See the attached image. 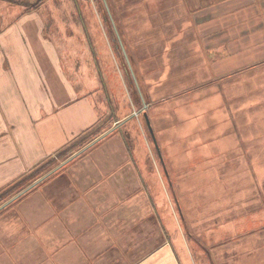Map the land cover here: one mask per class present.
<instances>
[{"label": "rangeland", "instance_id": "374dc122", "mask_svg": "<svg viewBox=\"0 0 264 264\" xmlns=\"http://www.w3.org/2000/svg\"><path fill=\"white\" fill-rule=\"evenodd\" d=\"M14 1L27 4L29 12L40 8L46 20V35L57 42L66 74L78 90L85 93L81 96L91 102L99 123L93 132L78 136L71 147L49 157L26 176L1 188L0 208L47 175L49 177L24 194H33L42 186L40 193L54 194L51 180L64 172L62 168H66L63 167L65 164H87L83 173L74 172L76 179L83 174L89 181H95L90 183L86 193L91 190L94 193H110L105 181L101 187L99 181L102 179L125 180V187H120L118 193L127 197L125 209L138 210L131 207L129 191L135 190L140 199L141 224L136 223V226L153 229V215H157L158 234L147 240L143 233V245L170 242L181 264L264 263V255L258 251L262 249L258 243L261 242L260 236L247 233L248 229L259 232L261 230L253 228L264 227L261 197H255L258 193L255 172L259 178L264 177V155L248 154L253 144L243 148L240 143L238 148H234V144L230 146L228 137L214 138L213 135L224 131L223 136H229L233 128L239 127L243 131H239L242 135L239 141H247L244 123L237 125L236 121L230 122L228 114H224L221 108V96L213 90L214 87H209L213 83L220 84L216 87H221L223 93L232 87V94L243 97L237 102L244 103V107L246 97L251 101L256 95L259 102L264 97V58L248 59L238 66L237 72L233 70L222 76H208L204 85L197 81L203 72H210L209 67L215 59L211 50L218 44L206 46L202 41L204 51L200 48L196 54L193 47L196 48L197 44L192 38L202 39L204 28L198 27L195 18L222 19L214 25L228 21L230 14L221 11L222 7L209 10L215 6L213 4L226 0H0V4ZM196 14L200 15L197 17ZM224 14L228 16L226 19H223ZM204 21L199 22L200 25ZM153 24L155 26H151ZM181 24V31L190 34L189 41L180 45L166 41V35L178 32ZM236 24L231 29L226 28L230 29L228 34L233 30L240 32L242 27L238 26V22ZM120 40L128 58H131L129 61L137 83L130 74L129 77L135 84L128 78V62L118 47ZM238 40L233 45L241 42V38ZM198 44L201 45L200 42ZM178 45L180 50L175 52ZM220 45L222 50H227L229 46L227 43ZM144 47L149 55L159 59L158 62H150L152 70L174 69L168 70L169 73L174 72L173 83L162 82V86L167 85V88H162L160 97L168 92L178 93L174 97L187 93L180 103H186L182 109L187 106L195 109V113L191 114L195 117L188 116L183 120L159 114L156 117V111L166 110L167 101L162 102L164 105L160 102L156 111L154 107L153 110H143V101L139 103L137 94L138 86L142 94L141 83L134 69L136 63L138 66L146 58ZM196 67L201 70H192ZM181 70L182 75L189 73V81L176 79V73ZM193 82H199L200 86L195 87L198 83ZM187 83L189 88L179 92L181 90L177 88ZM151 100L154 102V99ZM258 109L254 108V111ZM236 110L239 111V107ZM254 111H249L247 115H259ZM145 114L149 116L151 128L147 125ZM131 118L134 120L126 123ZM255 120L263 121L264 115ZM153 131L158 150L152 138ZM113 174L116 176L113 177ZM140 180L141 187L138 186ZM18 199L13 203H18L21 197ZM15 204L10 203L0 209V229L4 228L3 222L8 219L4 212H14ZM244 242L246 245L239 247ZM244 250L250 251L251 255L245 254ZM8 263L5 254L0 253V264Z\"/></svg>", "mask_w": 264, "mask_h": 264}, {"label": "crops", "instance_id": "0c3cea01", "mask_svg": "<svg viewBox=\"0 0 264 264\" xmlns=\"http://www.w3.org/2000/svg\"><path fill=\"white\" fill-rule=\"evenodd\" d=\"M213 5L215 6L209 10H219L222 7L221 11H228L230 17L220 25L213 23L222 19L210 21L211 18L207 19L205 16L195 18L198 27L204 28L201 32L202 39L192 38L193 43L199 46L198 50L197 46L193 47L196 54L200 52V48L204 51L203 42L206 46L218 44L211 50L215 59L209 67L210 72H203L202 77L197 79L202 82L200 85L205 84L208 76H222L233 70L237 72L238 66L245 64L248 59L264 58V0H226L224 3L220 1ZM28 8L30 7L27 4L15 1L0 4V189L64 150L78 136L93 132L99 123L91 102L81 96L85 93L80 92L66 74L57 42L46 35V20L42 17L40 8L32 9V12H29ZM198 15L200 14H196L197 17ZM223 17L226 19L228 16L224 14ZM202 20L205 21L200 25ZM236 22L242 29L240 32L233 30L228 34ZM182 24L178 32L166 35V41H174L179 45L189 41L190 34L181 31ZM238 38H241V42L233 45L239 42ZM220 43L229 44L227 50H222ZM179 45L175 52L180 50ZM118 47L121 48L120 42ZM144 51L146 58L138 66L135 61L134 70L141 83L143 97L140 98L143 102H148H145L147 108L154 107L156 111L158 104L167 101L166 110L156 111V117L158 114L182 120L188 116L195 117V114L191 115L195 113V109L190 106L182 109L186 103L182 104L180 101L187 97V93L184 94L186 96L174 97L178 93L168 92L160 97L162 88H167V85L162 86L163 83H173L174 72L169 73L170 68L167 71L164 68L152 70L150 62H158L159 59L149 55L146 47ZM190 51L192 52V48ZM126 70L130 78L128 64ZM192 70L201 69L196 67ZM182 71L176 73V79L189 81V73L182 75ZM130 80L132 81L131 78ZM193 83H198L195 87L200 86L199 82ZM188 84L177 89L183 92L189 88ZM219 85L213 83L209 87H214L213 90L221 96V108L224 114H228L230 122L236 121L237 125L239 122L244 123L247 141H239L242 136L239 131L243 132L239 127L233 128L229 136H223L226 132L224 131L213 135L214 138L228 137L230 146L234 144V148H238L240 143L243 148L253 144L248 154L264 155V120H255L264 115V97L259 102L256 95H253L251 101L246 97L244 107V103L237 102L243 97L232 94V87L223 93L221 87H216ZM168 94L171 95L166 97ZM151 99H154V102ZM238 107L239 111L236 110ZM254 108L260 109L254 111ZM249 111L259 115H247ZM150 114L152 116L151 112ZM152 138L157 147L154 131ZM254 148L257 150L254 151ZM63 167H66L62 168L64 172H60L59 176L51 180L54 183V194L40 193L44 187L42 186L34 190L33 194L21 196L18 203L12 202L11 204L16 206L14 212H4L8 219L3 222L4 228L0 229V253L5 254L8 264H181L179 256H176L177 251L175 252L170 242L155 246L141 243L143 233L147 240L150 236L158 234V219L154 214V230L136 226V223L141 224L139 196L135 195V190L129 191L128 200L132 203L131 207L138 210L127 211V197L118 194L119 188L125 187L123 182L127 181L102 179L99 181L101 187L105 181L110 193H94L93 190L86 193L90 183L95 181H89L83 174L76 179L74 172L76 170L83 173L87 164L67 163ZM115 176L116 174H113V177ZM255 182L258 184L255 197H261V220H264V177L259 178L255 172ZM141 183L142 180L138 181L139 187ZM258 228L253 229L261 231L253 232L248 229L247 233L260 236L258 238L261 242L258 243L262 249L258 251L264 255V227ZM245 245L246 242L239 247ZM244 253L251 255L248 250H244Z\"/></svg>", "mask_w": 264, "mask_h": 264}, {"label": "water", "instance_id": "95a60500", "mask_svg": "<svg viewBox=\"0 0 264 264\" xmlns=\"http://www.w3.org/2000/svg\"><path fill=\"white\" fill-rule=\"evenodd\" d=\"M118 40H119V37H118ZM119 42H120L121 48H122V50H123V53H124V55H125V57H126V61L128 62L127 64H128V66H129V69H130L131 75H132L133 79H134V80L136 81V83H137V80H136L135 75H134V73H133V69H132V67H131V64H130V61H129L128 55H127L126 50H125V47H124L123 43L121 42V40H120ZM138 89H139V86H138ZM139 91H140V89H139ZM142 97H143V96H142ZM144 108H147V105H146V104H144ZM145 118H146V121H147V123H148L147 125H149V127L151 128L150 120H149L147 114H145ZM77 155H78V154H77ZM75 156H76V155H75ZM75 156H74L73 158H75ZM73 158H71L70 160H72ZM47 177H49V175H47V176H45L44 178H42L41 180L35 182V184L31 185L27 190H25L24 192L20 193V194L17 195L16 197L12 198L9 202H7L6 204H4L1 208L6 207V206L9 205L10 203H12V202H14L15 200H17L18 198H20L25 192H27V191L30 190L31 188L35 187V185L39 184L40 182H42V181H43L44 179H46ZM1 208H0V209H1Z\"/></svg>", "mask_w": 264, "mask_h": 264}, {"label": "trees", "instance_id": "16d2710c", "mask_svg": "<svg viewBox=\"0 0 264 264\" xmlns=\"http://www.w3.org/2000/svg\"><path fill=\"white\" fill-rule=\"evenodd\" d=\"M133 83H134V81H132ZM135 84V83H134ZM135 87H136V85H135ZM137 94H138V99H139V103L141 102L142 103V100H141V98H140V95H139V93H138V91H137ZM126 116V115H125ZM144 118H145V116H144ZM148 118H149V116H148ZM117 120H119V119H117ZM134 119L133 118H131L130 120H128L126 123H130L131 121H133ZM145 120H146V118H145ZM150 120V119H149ZM150 125H152V124H150ZM95 130V129H94ZM93 130V131H94ZM120 131V130H119ZM89 133H91L90 131L89 132H87V133H85V134H89ZM85 134H83V135H85ZM126 138H128V136H126ZM129 139V138H128ZM154 140V139H153ZM72 143L74 142V141H71ZM72 143H69V145L68 146H66L64 149H67L68 147H71L72 146ZM127 144H128V142H127ZM156 144V143H155ZM129 145V144H128ZM157 150L159 149V146H158V143H157ZM34 169V168H33ZM32 169V170H33ZM27 174H25L24 176H26ZM20 179V178H19Z\"/></svg>", "mask_w": 264, "mask_h": 264}]
</instances>
